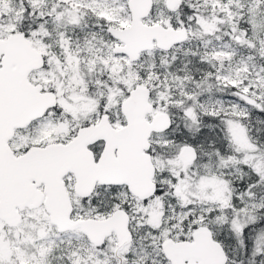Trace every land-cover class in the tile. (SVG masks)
<instances>
[{
    "label": "snow or ice",
    "instance_id": "obj_1",
    "mask_svg": "<svg viewBox=\"0 0 264 264\" xmlns=\"http://www.w3.org/2000/svg\"><path fill=\"white\" fill-rule=\"evenodd\" d=\"M0 264H264V0H0Z\"/></svg>",
    "mask_w": 264,
    "mask_h": 264
}]
</instances>
